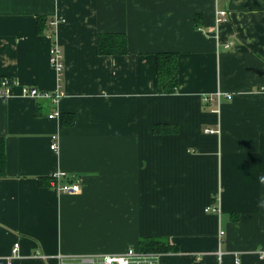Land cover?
I'll use <instances>...</instances> for the list:
<instances>
[{
  "label": "crops",
  "instance_id": "crops-1",
  "mask_svg": "<svg viewBox=\"0 0 264 264\" xmlns=\"http://www.w3.org/2000/svg\"><path fill=\"white\" fill-rule=\"evenodd\" d=\"M108 33L128 52L99 53ZM162 51L178 53L173 93ZM0 77V264H89L146 237L177 246L159 264H264V0H0ZM23 85L62 89L61 115ZM59 170L79 192L53 187Z\"/></svg>",
  "mask_w": 264,
  "mask_h": 264
},
{
  "label": "built area",
  "instance_id": "built-area-1",
  "mask_svg": "<svg viewBox=\"0 0 264 264\" xmlns=\"http://www.w3.org/2000/svg\"><path fill=\"white\" fill-rule=\"evenodd\" d=\"M228 16V10L217 9L216 11V21L220 23L226 20ZM56 22V20L52 21ZM50 62L52 67L56 70L58 74V79L62 80L64 73V54L60 45L54 42L50 50ZM14 84L9 78H4L0 84V98H9L13 95ZM21 95L29 96L33 98H49L52 104L55 105V109L49 114L51 118L59 117L61 115L60 110L57 105L60 99L64 96V91L62 89H57L54 92L42 90L35 85H23L21 86ZM220 95V93H219ZM231 97V94L228 95ZM215 128H207L206 132H217ZM51 148L55 151L59 149V136L57 134L52 135ZM67 173L65 171L59 170L52 174L51 182L53 187H55L60 192L74 193L79 192L81 189L80 181L75 178H69L65 180ZM207 210L213 212H220V205L214 204L207 207ZM224 234V231H220V236ZM19 248V243L17 242L13 248V256L17 255ZM83 262H88L89 264H159V253L158 252H146L133 247L128 248L124 253L121 254H101L97 256H87L82 259ZM64 264V263H62Z\"/></svg>",
  "mask_w": 264,
  "mask_h": 264
},
{
  "label": "trees",
  "instance_id": "trees-1",
  "mask_svg": "<svg viewBox=\"0 0 264 264\" xmlns=\"http://www.w3.org/2000/svg\"><path fill=\"white\" fill-rule=\"evenodd\" d=\"M98 51L102 54H121L128 52V39L125 35L100 34L98 37ZM158 84L162 93H173L179 82L178 53L175 51H162L158 53ZM0 77V84H1ZM64 122L71 124L75 120L74 114H64ZM5 139L0 136V178L6 175V149ZM168 240L146 237L140 243L139 250L146 252H168L176 250Z\"/></svg>",
  "mask_w": 264,
  "mask_h": 264
},
{
  "label": "rangeland",
  "instance_id": "rangeland-1",
  "mask_svg": "<svg viewBox=\"0 0 264 264\" xmlns=\"http://www.w3.org/2000/svg\"><path fill=\"white\" fill-rule=\"evenodd\" d=\"M160 254V252H158Z\"/></svg>",
  "mask_w": 264,
  "mask_h": 264
},
{
  "label": "clouds",
  "instance_id": "clouds-1",
  "mask_svg": "<svg viewBox=\"0 0 264 264\" xmlns=\"http://www.w3.org/2000/svg\"><path fill=\"white\" fill-rule=\"evenodd\" d=\"M262 179H264V178H262Z\"/></svg>",
  "mask_w": 264,
  "mask_h": 264
}]
</instances>
